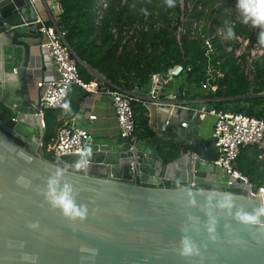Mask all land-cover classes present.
Here are the masks:
<instances>
[{"label": "water", "instance_id": "95a60500", "mask_svg": "<svg viewBox=\"0 0 264 264\" xmlns=\"http://www.w3.org/2000/svg\"><path fill=\"white\" fill-rule=\"evenodd\" d=\"M50 26L32 0H0V264H264V217L238 219L264 207L263 198L214 164L216 148L192 127L168 129L175 158L122 135L92 137L83 155L45 152L29 40ZM57 172L87 207L83 218L49 201ZM184 237L199 255L181 254Z\"/></svg>", "mask_w": 264, "mask_h": 264}, {"label": "trees", "instance_id": "16d2710c", "mask_svg": "<svg viewBox=\"0 0 264 264\" xmlns=\"http://www.w3.org/2000/svg\"><path fill=\"white\" fill-rule=\"evenodd\" d=\"M103 1L106 6L102 0H60L62 12L58 24L67 32L66 40L86 81L92 79L88 76L90 67L104 75L113 87L133 92L137 86L148 85L153 75L166 74L181 66V73L201 85L207 77L203 44L209 37L217 49L215 62L225 71L223 78L216 79L219 89L213 96L239 102L243 100L235 98L264 92V57L257 61V74L250 79L237 65L235 54L226 48V45L239 44L240 37L251 45L258 43L259 29L243 23L235 12L228 11L229 1H235L237 6L238 0H175L174 7H168L167 0ZM137 24L145 28L127 38L125 28L132 29ZM229 25H234L235 37L219 35L220 30L228 34ZM180 26L184 27L181 42L177 35ZM85 96L84 89L73 85L64 104L67 108L63 105L46 110L45 152H54L60 130L80 110ZM245 101L260 106L264 104V97H247ZM244 112L264 117V114ZM136 133L141 140L155 139L144 112L137 116ZM238 167L254 183L264 182V160H259L257 147L243 148ZM170 186L179 185L170 183Z\"/></svg>", "mask_w": 264, "mask_h": 264}, {"label": "built area", "instance_id": "2783aa9c", "mask_svg": "<svg viewBox=\"0 0 264 264\" xmlns=\"http://www.w3.org/2000/svg\"><path fill=\"white\" fill-rule=\"evenodd\" d=\"M103 5L106 6V4ZM56 8L62 10L60 0H57ZM156 26L159 27L160 24H156ZM143 28H145V26L139 24L135 25L132 29L127 27L125 28V34L127 38H130L135 35L138 30ZM114 31L116 32V30ZM42 32L45 35V41L41 44V47L47 52L51 67L56 72V76L43 78L37 82V87L40 90L39 104L41 114L43 115V124L46 126L44 120L46 110L61 108L68 98L71 86L78 85L89 93L104 94L110 97L119 124L120 135L136 139L137 114L134 104L141 101L137 91L128 92L121 88L113 87L108 81H86L81 77L79 61L73 56V51L66 40L67 32L63 30L55 20L52 22V26L44 27ZM183 34L184 27L180 26L177 32L180 42ZM219 35L224 38L228 37L227 34L223 33L221 30L219 31ZM241 39L244 38L240 37L239 41ZM245 41L247 44H230L226 45V48L228 52L235 54L237 65L249 76L247 68L244 69V62L246 60L243 58L248 47L251 48L253 45H258V43L251 45L248 40ZM203 46L207 58V77L201 82V86L212 92H217L219 84H217L216 79L223 78L225 76V71L221 68L217 69L218 65L215 62L217 49L211 38H206ZM263 55L264 52H262L261 58L264 57ZM249 61L251 64L254 63L253 59L249 58ZM190 70L191 68L189 67V71ZM166 74L169 77L175 73L168 72ZM162 75L163 74H155L152 80L158 81ZM168 77L164 82L168 80ZM138 88L137 86L136 89ZM195 115L198 118H205L207 115L216 117L214 142L218 156L214 164L225 169L228 175L249 185L251 194L255 197H262L264 203V182L260 185L254 183L238 167V160L241 152L243 148L247 146L257 147L259 160H264V117L253 116L242 111L215 108L209 109L205 107L196 110ZM96 119L97 116L94 114L88 117V121ZM78 121V116H76L60 130L59 139L54 152L49 154L61 157L63 155H83L85 153V146L91 140L92 135L89 125L80 126L78 125ZM87 124H89V122H87ZM183 127L187 129L189 127V122H184ZM42 146L44 147V143H42ZM253 186H257V192H253Z\"/></svg>", "mask_w": 264, "mask_h": 264}, {"label": "crops", "instance_id": "0c3cea01", "mask_svg": "<svg viewBox=\"0 0 264 264\" xmlns=\"http://www.w3.org/2000/svg\"><path fill=\"white\" fill-rule=\"evenodd\" d=\"M32 2L37 6L39 16L42 20L49 22L55 20L58 22L62 10L56 8L57 0H32ZM29 41L33 46L30 82L32 92L38 98L40 90L37 87V82L43 78L56 76V72L51 67L47 52L41 47V44L45 41V35L42 40L31 39ZM87 70L88 76L92 77L90 81H107L106 77L97 70L90 67ZM181 72L169 76L168 80L162 84L160 77L158 81L152 80L144 87L135 88L141 98V101L134 104L136 114L139 118L144 112V117L148 119L155 139L141 140L137 137L138 133H136L135 137L138 141L157 148V153L163 157H176L171 150L176 149L173 145L174 140L171 138L176 136V133L168 132V129H172V125L175 127H183L184 122H189L188 128L192 127L216 148L214 142L216 117L207 115L205 118H198L195 115V111L198 109L203 107L209 109H234L236 111L264 114V104L256 106L252 102L245 101L247 97H260L259 94L244 96L246 98H237L243 100L239 102H230L231 99H219L213 96L216 92H212L190 81L188 75ZM91 114L96 115L97 119L88 121V117ZM76 116L79 119L78 125H89L91 135L94 138L120 135V128L112 100L107 95L92 94L86 91V96L81 102L80 110L73 117L69 118L68 121L71 122ZM91 172L93 175L100 176L101 169L97 166H92Z\"/></svg>", "mask_w": 264, "mask_h": 264}, {"label": "clouds", "instance_id": "9594fccd", "mask_svg": "<svg viewBox=\"0 0 264 264\" xmlns=\"http://www.w3.org/2000/svg\"><path fill=\"white\" fill-rule=\"evenodd\" d=\"M168 7L175 6V0H167ZM237 8L243 15V23H251L253 27L261 28L258 36V43L264 46V0H238ZM227 33L230 38L235 37L234 25H229ZM65 108L68 105H64ZM83 167L81 163L76 164V169L80 170ZM60 173L57 172L49 178L47 197L54 207L61 208L64 214L72 219L77 217L83 218L87 214V207L76 203L73 195V188L69 184H64L61 187V181L58 179ZM231 199V198H229ZM222 207L224 205H221ZM231 206L230 204L228 205ZM264 217V207L255 210L254 213H239L238 219L244 222L258 223L260 218ZM35 227L36 225H32ZM215 231L214 226L209 229ZM215 239V237H213ZM181 254L184 256L199 255L200 250L197 244L189 237L182 239Z\"/></svg>", "mask_w": 264, "mask_h": 264}, {"label": "rangeland", "instance_id": "374dc122", "mask_svg": "<svg viewBox=\"0 0 264 264\" xmlns=\"http://www.w3.org/2000/svg\"><path fill=\"white\" fill-rule=\"evenodd\" d=\"M229 2L230 3H228V4H230V8L228 11H230L231 13L235 12L236 18H238V20H243V15L241 14V12L237 8V6H235V1H234V3L232 2L233 4L231 3V1H229ZM102 4H105V2L103 0H102ZM255 28L259 29V31H261V28H259V27H255ZM227 36H228V34H227ZM239 44H247V42L245 41V39H241L239 41ZM262 52H264V46L260 45L259 43H258V45H253L251 48L248 47V50H246V52H245V55L243 58L246 60L244 62L245 63L244 69L247 68V70L249 72L248 75H249L250 79H254L256 74H257V64L256 63L261 58ZM249 58L253 59L254 63L251 64L249 61ZM219 66H217V69L219 68ZM257 183L260 184L261 182H257Z\"/></svg>", "mask_w": 264, "mask_h": 264}]
</instances>
